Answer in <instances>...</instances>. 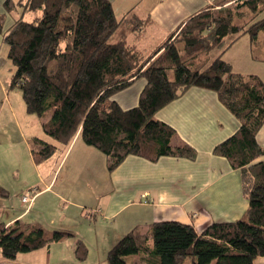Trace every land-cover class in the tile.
<instances>
[{
    "label": "trees",
    "instance_id": "1",
    "mask_svg": "<svg viewBox=\"0 0 264 264\" xmlns=\"http://www.w3.org/2000/svg\"><path fill=\"white\" fill-rule=\"evenodd\" d=\"M217 2L218 7L187 18L149 55L129 42L153 24L135 8L116 18L108 0L4 2L8 11L23 5L24 11L40 12L16 29L21 14L4 37L14 66L9 87L20 90L25 111L43 116L52 109L41 129L53 141L33 137L34 164L65 150L73 139L103 153L108 171L129 154L152 162L162 156L193 160L196 150L177 142L174 128L154 117L191 86L215 91L239 123L212 152L239 170L248 202L242 217L212 222L201 231L175 220L154 221L145 231L122 235L108 249L107 264H127L132 254L144 264H255L264 256V159H258L264 149L256 140L264 122V82L233 71L221 54L210 58L211 50L227 48L243 34L257 43L264 15L254 18L264 11V0ZM3 20L0 15V33ZM137 78L145 80L137 104L122 109L112 97ZM0 197H9L2 184ZM71 237L69 231L47 229L34 220L0 222V257L10 261ZM74 251L83 260L88 248L76 238Z\"/></svg>",
    "mask_w": 264,
    "mask_h": 264
},
{
    "label": "crops",
    "instance_id": "2",
    "mask_svg": "<svg viewBox=\"0 0 264 264\" xmlns=\"http://www.w3.org/2000/svg\"><path fill=\"white\" fill-rule=\"evenodd\" d=\"M108 1L113 10L117 6L119 16L135 8L151 18L153 24L138 39L129 37V42H136L144 52L159 46L147 42L149 36L158 32L169 35L190 16L220 4L218 0ZM4 2L0 0V15L4 18L0 49L8 44L4 37L17 19L15 11L20 6L11 12ZM262 43L264 38L261 40L259 34L256 44H251L248 35L243 34L227 48L217 47L215 56L221 54L233 71L255 74L264 82V47L259 51L254 49ZM144 84L143 78H137L112 99L122 109L131 108L137 104ZM4 92V82H0V110L7 98ZM11 115L16 116L14 108ZM154 117L174 128L177 142H186L196 150L193 160L162 156L152 162L129 154L108 171L103 153L73 139L65 150H56L47 160L35 164L38 176L23 183L20 191L13 189V198L6 200L7 204L0 197V222L5 225L27 218L47 229L69 231L73 237L23 252L24 258L0 259V264H34L31 257L41 259L42 264H106V250L117 238L131 230L145 231L154 221L175 220L201 231L212 222L242 217L248 202L241 192L239 170L233 169L225 157L212 152L217 143L235 132L239 123L221 104L215 91L188 87L179 97L160 107ZM256 140L264 149V122ZM258 159H264V153ZM61 175L62 191L56 188ZM34 187L39 191L28 207L21 202L20 195ZM70 190L74 193H68ZM84 227L86 235L80 232ZM76 238L88 248L83 260L75 256ZM254 262L264 264V256L256 257Z\"/></svg>",
    "mask_w": 264,
    "mask_h": 264
},
{
    "label": "rangeland",
    "instance_id": "3",
    "mask_svg": "<svg viewBox=\"0 0 264 264\" xmlns=\"http://www.w3.org/2000/svg\"><path fill=\"white\" fill-rule=\"evenodd\" d=\"M23 5H20L19 8L16 9V18H19L18 15L22 14L23 17L16 25V29H18L21 24L25 21H32L36 17L40 16V12H28L24 11ZM13 12L14 10H10ZM115 17L120 18L119 14H117V6L113 10ZM264 15V11L258 14L254 19H258ZM168 35H164L163 33H159L157 35L149 36L147 38V42H151V44L160 45L163 43ZM259 38L262 40L264 38V31L259 32ZM160 41V42H159ZM227 41V40H226ZM157 43V44H156ZM160 43V44H159ZM157 46L154 48H148L145 50L146 55H149ZM264 47V43L262 45L255 46V50L259 51ZM217 50L219 48H214L210 52V58L214 57ZM14 66L9 57V45L2 47L0 49V82H4L5 92L7 98L3 100L1 105L2 110H0V184H2L5 188L9 190V197H1V200H4L7 204L6 200H10L13 198V189L21 190V185L26 183L28 180H33L38 176L35 164L33 163L30 156V149L33 146L32 139L33 137H39L46 141L52 142L53 140L43 133L41 129L42 121L47 120L52 113V109L48 110L43 116H38L34 113H29L25 111V106L21 97L20 90L16 87H9L10 78L13 73ZM1 102V100H0ZM9 105L11 106L9 109ZM14 108V114L16 116L11 115V110ZM64 175V173H63ZM56 181V188L62 191V176ZM68 193L73 194L72 190ZM16 201V200H13ZM20 203L19 201H16ZM25 220L27 218H24ZM28 220V219H27ZM109 224V223H107ZM144 229V228H142ZM83 235H86L85 227L80 230ZM118 240V238L114 241V243ZM107 241H111L107 239ZM106 241V247H107ZM92 243V242H91ZM90 247L92 244H89ZM101 246V244H100ZM108 251V249L106 250ZM19 253L17 258H24ZM107 254V252H106ZM19 256V257H18ZM0 259H2L0 257ZM34 264H42L36 257H31ZM3 260V259H2ZM255 260V259H254ZM106 262V255H105ZM255 263V262H254ZM107 264V262H106ZM127 264H144L141 261V257L139 254H132L127 259ZM208 264H214V260ZM256 264V263H255Z\"/></svg>",
    "mask_w": 264,
    "mask_h": 264
},
{
    "label": "built area",
    "instance_id": "4",
    "mask_svg": "<svg viewBox=\"0 0 264 264\" xmlns=\"http://www.w3.org/2000/svg\"><path fill=\"white\" fill-rule=\"evenodd\" d=\"M38 188L34 187L31 190H26L24 191L21 195H20V200L23 204H27V206L29 207L34 199V197L36 196V194L38 193Z\"/></svg>",
    "mask_w": 264,
    "mask_h": 264
}]
</instances>
